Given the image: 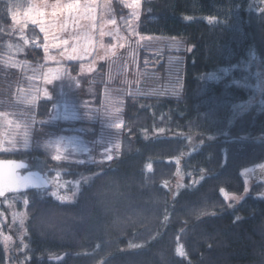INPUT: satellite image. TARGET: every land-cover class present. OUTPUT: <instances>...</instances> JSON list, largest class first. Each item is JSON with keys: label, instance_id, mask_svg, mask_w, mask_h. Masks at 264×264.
<instances>
[{"label": "trees", "instance_id": "obj_1", "mask_svg": "<svg viewBox=\"0 0 264 264\" xmlns=\"http://www.w3.org/2000/svg\"><path fill=\"white\" fill-rule=\"evenodd\" d=\"M140 4L142 82L120 88L100 64L76 88L46 85L45 98L42 35L27 25L25 53L7 58L17 39L0 0V113L17 125L0 159L26 161L52 184L19 195L27 264H264V183L247 189L243 179L264 163V96L238 110L252 91L237 68L251 57L264 65V0ZM61 87L75 119L53 117ZM59 137L83 138L86 152L54 159ZM53 190L74 197L60 201ZM225 194L240 201L230 206Z\"/></svg>", "mask_w": 264, "mask_h": 264}, {"label": "rangeland", "instance_id": "obj_2", "mask_svg": "<svg viewBox=\"0 0 264 264\" xmlns=\"http://www.w3.org/2000/svg\"><path fill=\"white\" fill-rule=\"evenodd\" d=\"M6 1L9 4L8 12L11 18L7 34L17 39L16 42H10L8 45L9 57L7 55V58L19 61L16 57L25 53L28 40L24 36V31L27 25L36 26L42 35V62L46 66L40 77V82L43 84L39 90L40 96L49 98L51 92L46 85H51L55 81L66 80L64 87L67 89L78 87V78L92 74L100 64L106 65L105 75H107L108 82L116 80L120 88H128L131 84H138L144 79L137 51L140 42L146 39L137 31L141 0ZM116 3L119 4L117 6L121 14L119 16L112 7V4ZM115 16L122 20L124 32L119 27ZM53 37L57 39L53 40ZM14 63L20 66L24 62ZM153 64L154 62L148 63V65ZM237 68L242 74V81L239 85L252 91V97L248 102L238 106V110L244 111L248 106L263 102L264 65L251 57L247 64ZM228 73H230L228 69L221 71V75ZM58 97L60 102L53 105V117L64 120L75 119L73 108L70 103H67V94L62 91V87ZM16 134L17 125L14 124L12 118L0 113V151L6 149L7 144L13 143ZM158 134L160 132L153 133V135ZM106 145L102 143L101 147ZM51 147L53 157L57 160L86 152V144L81 137H59L51 143ZM104 149L107 157L111 158L112 147ZM246 170L243 172L245 173ZM85 179L86 177L81 180ZM247 180L245 183L247 189L257 184L254 180L249 181L248 178ZM170 185H174L170 187L171 192L175 191L181 186V179H176ZM48 195L63 202H68L74 197V193L66 194L62 190L50 191ZM259 195L260 198H264V191ZM225 196L230 206L240 201L239 197L227 194ZM12 200V206L9 201L4 203L8 210L6 216H10L11 221L16 223V228H13L17 239L24 241L26 224L29 219L25 210V199ZM9 250L8 248L7 251ZM18 264H21V261H18Z\"/></svg>", "mask_w": 264, "mask_h": 264}, {"label": "water", "instance_id": "obj_3", "mask_svg": "<svg viewBox=\"0 0 264 264\" xmlns=\"http://www.w3.org/2000/svg\"><path fill=\"white\" fill-rule=\"evenodd\" d=\"M177 167L175 176L178 175ZM264 168L255 169L251 175L256 180L264 182ZM51 183L37 169H28V163L22 160L0 159V200L6 197L25 194L31 191L46 190Z\"/></svg>", "mask_w": 264, "mask_h": 264}, {"label": "flooded vegetation", "instance_id": "obj_4", "mask_svg": "<svg viewBox=\"0 0 264 264\" xmlns=\"http://www.w3.org/2000/svg\"><path fill=\"white\" fill-rule=\"evenodd\" d=\"M259 168H264V163L247 169L245 173H243L244 182L246 183L248 181L247 178L250 179L249 181H253L254 178L252 177L251 172ZM262 174L264 175V172ZM254 181L256 183H263L260 180ZM19 198V195H14L6 197L4 200H0V264H18V261H21V264H27V260L29 259L27 250L28 244L26 240L27 230H25L24 233V241H19L16 233H14L16 223L11 221L10 216H6L8 214V210L5 208L6 204H4L9 201L10 206H12V199ZM8 248L10 249L9 251H7Z\"/></svg>", "mask_w": 264, "mask_h": 264}, {"label": "snow or ice", "instance_id": "obj_5", "mask_svg": "<svg viewBox=\"0 0 264 264\" xmlns=\"http://www.w3.org/2000/svg\"><path fill=\"white\" fill-rule=\"evenodd\" d=\"M57 38L56 37H53V40H56ZM53 47H55V44H53Z\"/></svg>", "mask_w": 264, "mask_h": 264}]
</instances>
